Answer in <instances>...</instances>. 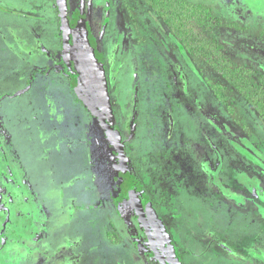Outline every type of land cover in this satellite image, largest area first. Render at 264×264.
<instances>
[{
	"label": "rangeland",
	"instance_id": "rangeland-1",
	"mask_svg": "<svg viewBox=\"0 0 264 264\" xmlns=\"http://www.w3.org/2000/svg\"><path fill=\"white\" fill-rule=\"evenodd\" d=\"M182 2L212 11L203 22L187 23L221 44L228 69L244 71L264 94V0H176ZM65 4L69 16L82 18L81 45L74 39L71 50L83 90L119 132L137 199L163 257L170 264H264V118L197 51L181 48L145 0ZM87 4L91 15L99 10L101 41L110 38V47L122 49L110 64L92 49L99 48L83 19ZM0 6V170L6 171L0 181L5 186L6 176L13 180L22 171L27 197L12 216L0 202V264L41 258L37 243L48 236L44 264L49 257L47 264L56 262L55 248L65 254L67 240H74L73 249L78 245L65 264H155L149 252L147 262L135 252L143 246L136 239L146 238L115 145L104 129L91 140L92 128L101 126L98 118L72 97L70 85L57 86L63 78L69 83L66 71L61 76L44 63L46 53L59 50L55 0H0ZM80 54L98 67L90 69ZM30 75V83L43 88L55 81L51 95L25 85ZM97 142L108 151L102 154ZM7 194V206L14 208L15 195ZM28 199L50 213L41 207L32 222L38 227L30 232ZM63 219L68 225L55 229Z\"/></svg>",
	"mask_w": 264,
	"mask_h": 264
},
{
	"label": "flooded vegetation",
	"instance_id": "flooded-vegetation-1",
	"mask_svg": "<svg viewBox=\"0 0 264 264\" xmlns=\"http://www.w3.org/2000/svg\"><path fill=\"white\" fill-rule=\"evenodd\" d=\"M65 1H67V0H64V3H65ZM57 5V4H56ZM66 5V4H65ZM58 6V5H57ZM59 8V7H58ZM79 8H80V10L82 11L83 10V7L81 6V5H79ZM66 10H67V15H66V17H67V23H68V26H69V33H68V41H69V47H68V50H67V53H66V55L67 56H65V54H64V50H63V48H64V46H63V40H62V33H63V31H64V29H63V25H62V22H61V18H60V23H61V25H62V27H61V32H60V36H59V40H58V42H59V50L58 51H54L53 52V54H50V53H46L44 56H47V57H45V58H47V60H44V63H47L48 65H49V68H50V70L51 71H53L54 72V70L55 71H58L60 74H61V76H62V74L65 72L66 73V76L68 77V81H69V83H67V81L63 78V80L64 81H62V82H60L61 80H59L58 82H60L59 83V85H57V86H59V88H60V86H62V85H64V86H66V88H69V85H70V87H71V90L73 91L72 93L76 96H72V97H74L75 99H77L78 100V102L79 101H81L84 105H86V107L88 108V112L89 113H92L91 111H90V109H89V107L87 106V104L83 101V100H81L80 99V97H79V95H78V93L75 91V89L74 88H72V81H71V79H72V77H75L76 78V80H77V85H78V87L82 90V92H83V94L85 95V96H87L91 101H92V103L97 107V109H98V111H97V113L98 112H103V111H101L99 108H98V105H96L95 103H94V101L90 98V96H88L85 92H84V90H83V87H82V83H81V80H80V78H79V76H78V72L76 71L77 70V68H75V65H74V63H75V57H73L74 56V50H71L72 49V44H73V42H74V39H75V43L76 42H78V44H79V46L81 45L80 44V41H79V36H80V28H78L77 27V24H78V21L79 20H81L82 18H74L73 16H69V13H71V12H69L70 11V9L69 8H67V6H66ZM86 10H87V13H86V16H85V18H83L84 19V21H85V24H87V25H89L88 27H87V30H88V36L90 37V39L92 40L93 39V41H91V43H95V46H97L99 49H97V48H92L93 49V51L95 52H97V54H95L96 55V57L97 56H99V57H102L103 58V60L104 59H106L108 62H109V64H110V62L112 61V60H114L116 57L118 58V56L122 53V49H119V46H117L116 44H115V46H113V47H110L111 45H109L108 44V39L110 40V42L111 43H113V40L111 41V39L110 38H108V39H106V38H104V40L103 41H101L102 39H101V32H103V31H101L100 30V28H98V15H99V10H96L95 11V15H96V18H95V20H93V18H89V17H91V16H95V15H91V9H90V5L89 4H87L86 5ZM82 13V12H81ZM80 14V13H79ZM158 15V14H157ZM159 16V15H158ZM89 19V20H86V19ZM73 26V27H72ZM72 27V28H71ZM77 27V28H76ZM109 27H110V32H111V35L110 36H112L113 37V34H114V32H115V27H116V25H114L113 23H112V20L110 21V25H109ZM105 35H107V34H105ZM89 37H87L88 38V41H89ZM78 39V40H77ZM125 39H123V40H121V43H123V41H124ZM116 41V40H115ZM104 42H105V45H104ZM117 46V47H116ZM82 47V46H81ZM106 48V50L104 51V49ZM110 49V50H109ZM89 50L90 49H88V51H87V53L89 54ZM109 50V51H108ZM112 50V51H111ZM84 55H82V54H80V58H82V61H86V64H88V67L90 66L91 68L90 69H92L93 67H98L96 64H92L91 63V61H89V60H91V58L89 57V55H88V59L85 57H83ZM42 62V61H41ZM63 67V70L64 71H62L61 72V67ZM109 66V65H108ZM102 67H103V70H104V72L108 75V74H111L110 72H111V70L109 69V67L107 68L106 67V64H104V63H102ZM59 68V69H58ZM101 68V67H100ZM102 70V69H101ZM55 73V72H54ZM32 74V73H31ZM51 77H52V74H51ZM58 78L60 77V76H57ZM32 80V76L30 75V77H27V82H26V80H25V85H29V87L30 86H33L32 88H34V89H36V90H39L42 94H44L45 92H47L48 93V95L50 96L51 94V92H52V90L54 89L53 87H54V85L55 84H53L55 81H53V80H51V81H53V83L51 84V86L50 87H41V84H39V83H36V82H32V83H30V81ZM96 80V79H95ZM64 86H62L61 88L63 89L64 88ZM25 87V86H24ZM29 87H28V89H29ZM22 90V92L24 91V90H26V88L25 89H20L19 91H21ZM58 90V89H57ZM61 89H59V91H60ZM69 90V89H68ZM56 95H57V93H56ZM57 97H58V95H57ZM105 115H106V113L105 112H103ZM93 114V113H92ZM94 115V114H93ZM95 116V115H94ZM97 118H98V116H96ZM98 120H99V122H100V119L98 118ZM106 123H108L110 126H111V128H113V130H115V131H117L116 130V127L114 126V125H112L109 121H108V119H107V115H106ZM100 125L101 126H99V124H97L96 126H98L99 128H100V131L98 130V128L95 126V127H93L92 128V138H91V140L93 141L98 135H96V133H98L99 134V136H102V133L104 132L103 131V129L104 130H106V128L104 127V125L100 122ZM54 127L56 128V123H54ZM88 128V125L87 126H85V128ZM89 129V128H88ZM107 131V130H106ZM108 133V132H107ZM117 133L119 134V132L117 131ZM86 137L88 138V136H87V132H86ZM104 138V137H103ZM5 141V140H4ZM9 141L11 142L12 140L11 139H9ZM6 142V141H5ZM103 143V142H102ZM102 143L100 142H97V147H100L101 148V150H102V154H103V152L104 151H108V147L107 146H105V148L104 147H102ZM123 143V142H122ZM104 144L106 145V140L104 139ZM124 144V143H123ZM9 147V146H8ZM96 147V148H97ZM116 147V146H115ZM117 150V149H116ZM205 151V149H203V152ZM96 152V151H95ZM101 152V151H100ZM124 152H125V145H124ZM20 153L22 154V149L20 150ZM105 153V152H104ZM117 154H118V151H117ZM16 160L18 159V162H20V159H19V157H20V154H19V151L18 152H16ZM125 155H126V152H125ZM104 157V156H103ZM126 157H127V155H126ZM118 158H119V154H118ZM109 161H110V159H109ZM118 162H119V168L118 169H120L119 171L121 172V174L125 177V179H126V181H127V186H128V188H129V192H130V187H129V180H131L132 181V179H131V176H130V173H129V171H128V159H127V165H126V167H125V169L123 168V166H122V163H121V160H120V158L118 159ZM4 165V164H3ZM4 171V173L6 172L4 169H2V170H0V176H1V174H2V172ZM115 173H116V171H115ZM21 175H23V172L21 171ZM21 175H19V176H16V178L15 179H10L11 177H7L6 176V180L5 181H7V184L4 186L3 184H2V182L0 181V202L4 205V207H6V210H7V215L9 216V215H13V211H14V213L15 214H17V213H19V205H20V202L23 200L24 201V203H26L27 201H26V198L27 197H25V193H24V191H22V190H24V186L23 185H21L22 184V182H21ZM17 177H19V178H17ZM1 178H2V176H1ZM113 178H115L114 176H113ZM118 178V177H117ZM115 181L117 182H119V179H115ZM132 183H133V181H132ZM116 185H118V184H116ZM133 185H134V183H133ZM116 187V186H115ZM17 188H18V190H17ZM102 188H103V186H102ZM134 188H135V186H134ZM3 191H6V194L3 196ZM13 191V194L15 195V205H14V208L13 207H11V206H7V205H9V204H7V202H8V199H7V197H8V194L7 193H11ZM135 191H136V189H135ZM37 194H38V192H37ZM117 194V193H116ZM116 194H113L114 196H117ZM18 195H20V196H18ZM39 195V194H38ZM36 197V196H35ZM39 197V196H38ZM130 197H131V193H130ZM37 198V197H36ZM114 198H116V201H119L118 200V198L117 197H114ZM114 198H111V199H114ZM40 199V198H39ZM131 199V201H132V203H133V205H134V207H135V210H136V212H137V217H138V220L140 221V223H141V226H142V233L144 234V236H145V240L143 239V238H141L142 236H140V238H138V239H136L137 240V242L139 241V242H141L142 243V245L143 246H140V247H138V249H136L135 248V252L136 253H140L142 256H143V259H145V261L147 262V260H146V256H147V252H149V260H150V262H152V263H155V264H170L169 262H168V260H166L164 257H163V255H162V253H161V251H160V249L157 247V244H156V238H155V235L152 233V230H151V227H150V224H149V220H148V218H147V215H146V213H145V211H144V207H143V205H142V203L140 202V204H141V206H142V208H143V213H144V215H145V219H146V221H147V224H148V226H149V230H150V233L154 236V242H155V245H153V242H152V239H150V237L148 236V234H147V232L143 229V224H142V221H141V219H140V217H139V212L137 211V207L135 206V204H134V202H133V200H132V198H130ZM17 201V202H16ZM28 201L30 202V205H29V207H32V209H31V212H30V214H29V216H30V219H33V220H31V222H30V225H29V232L31 231V226H36L35 224H33L32 225V222H34V218H37V217H39L40 215H41V207H42V209H43V212L47 215V217H49L50 216V213H49V211L47 210H45V208L42 206V204H41V207L39 206V204H35V203H33V202H31L30 201V199H28ZM32 203H33V205H32ZM118 203V202H117ZM119 203L121 204V202L119 201ZM13 204V203H12ZM38 205V206H37ZM9 207H10V209H9ZM123 211V210H122ZM10 212H11V214H10ZM125 213V212H124ZM26 214H28L27 212H26ZM114 217V219H113V221H111V219H109L108 220V224H109V226H111V227H113L114 225H116L115 224V222H116V220H118V217L116 216V215H114L113 216ZM68 220L67 219H63L62 221L61 220H56L55 221V225H54V227H55V229L58 227L59 229H60V227H63V226H67L68 225ZM63 225V226H62ZM36 227H38V226H36ZM150 234V235H151ZM67 238V237H66ZM65 237L63 238V239H66ZM36 239V238H35ZM68 239V238H67ZM131 239H134L133 237L131 238ZM41 240V239H40ZM135 240V239H134ZM49 241H50V238H49V236H48V240H46L44 243H43V245L41 244V241L39 242V243H37V251H38V253L39 254H41V250H42V252H43V255L41 256V258L40 257H38V258H30L29 259V264H44L43 263V258L44 257H46L47 255H46V249L45 248H48V249H50L49 248V245H50V243H49ZM72 242H74V240H67L64 244H65V247L62 245L61 246V248L64 250L65 248L67 249L66 251H65V254L63 255V254H60V252L58 251V249L57 248H55V249H53V250H55L56 252H57V254H56V258H57V260H56V262H55V258H53V260L54 261H52V263L51 264H55V263H57L58 262V260L60 259L62 262H63V264H65V262H68V261H70V262H72V260H71V251L73 252V253H75V250L77 249V245L78 244H76V248H72L73 247V244H72ZM67 243H69V245H67ZM134 244H136L137 245V243H134ZM42 245V246H41ZM146 246V247H145ZM43 249H45V250H43ZM51 249H52V247H51ZM154 249H156L158 252H159V254H156V250H154ZM68 252V253H67ZM44 256V257H43ZM49 259H50V257L49 258H47L46 260H47V263L49 262ZM40 260H41V262H40ZM46 263V264H47Z\"/></svg>",
	"mask_w": 264,
	"mask_h": 264
},
{
	"label": "trees",
	"instance_id": "trees-1",
	"mask_svg": "<svg viewBox=\"0 0 264 264\" xmlns=\"http://www.w3.org/2000/svg\"><path fill=\"white\" fill-rule=\"evenodd\" d=\"M147 4L151 5L156 13L162 18L171 34L176 37L181 45V48H186V50L195 52L199 54L204 61L209 63L214 69L218 70L224 78H226L232 86L244 94L246 101L250 106L264 118V94L260 93L259 84L255 87L254 81H249L245 72L235 73L233 70L228 69L229 62L222 56V45L210 41L205 38L202 34L196 32L187 23V18H195L196 20L203 22L206 20L207 16H211L212 11L207 8L198 7L194 5H189L186 3H176V0H145ZM56 4L61 11L64 6V0H55ZM1 7V6H0ZM213 15V14H212ZM211 27L215 26L216 23L210 22ZM63 40V50L65 56L69 47L68 37L62 33ZM72 88L78 93L81 100H83L90 111L97 116V107L92 103V101L83 94L82 90L77 85V80L72 77ZM264 93V91H263ZM129 187L131 198L137 207L139 212V217L143 224V229L150 234L149 226L146 221V217L143 213V208L137 199L136 191L131 180H129Z\"/></svg>",
	"mask_w": 264,
	"mask_h": 264
},
{
	"label": "water",
	"instance_id": "water-1",
	"mask_svg": "<svg viewBox=\"0 0 264 264\" xmlns=\"http://www.w3.org/2000/svg\"><path fill=\"white\" fill-rule=\"evenodd\" d=\"M66 15H67V10H66V5L64 4V6L62 7V9L60 11V18H61V22H62L63 29H64V34L66 36H68L69 26L67 23ZM97 116L100 119V122L106 128L111 141L116 146V149L118 151L122 166L125 169V167L127 165V157H126L125 152H124V144L122 143L119 134L117 133V131L113 130V128H111V126L108 123H106V115L103 112H98ZM150 234L148 236L150 237V239H152L153 245H155V242H154L155 238L152 234L151 235ZM154 250H156V249H154ZM155 252H156V254H159V252L157 250Z\"/></svg>",
	"mask_w": 264,
	"mask_h": 264
}]
</instances>
